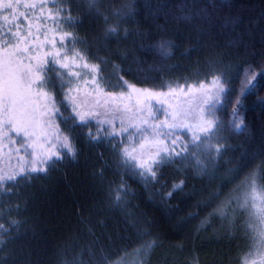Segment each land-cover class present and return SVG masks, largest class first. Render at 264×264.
Instances as JSON below:
<instances>
[{
	"label": "trees",
	"instance_id": "16d2710c",
	"mask_svg": "<svg viewBox=\"0 0 264 264\" xmlns=\"http://www.w3.org/2000/svg\"><path fill=\"white\" fill-rule=\"evenodd\" d=\"M128 5L129 0H97L94 6L88 0H69L66 15L79 22L63 31L83 41L75 47L89 54L90 63H100L97 57L108 61L104 75L114 83L115 76H122L137 88L166 91L169 83L210 80L226 70L235 91L217 116L222 120L219 143L229 145V150L218 160L214 178L197 176L196 158L190 156L163 165L159 181L146 184L118 167L122 162L111 143L89 144L80 138L75 159H64L46 175L21 181L13 195L0 197V225L10 229L0 237L4 240L0 264H103L101 256L113 264L125 251L131 253L152 240L155 246L141 257L143 264H241L240 257L252 244V238L241 237L240 229L238 239L228 237L229 230L213 231L222 223L210 213L238 190L247 175L264 172V104L258 102L264 97V79L255 94L243 98L244 131L235 132L228 124L244 69L251 66L255 73L264 68V0H131L130 18L113 15ZM110 27H118L119 35L105 39ZM164 41L170 42L168 57L141 51V45ZM189 49L193 50L184 54ZM173 99L176 105L185 104L182 97ZM91 131H96L94 124ZM188 139L184 137L185 142ZM197 155L207 163L203 152ZM232 168L237 171L230 173ZM225 177L230 182H224ZM121 179L129 195L115 206L114 189ZM182 180V190L163 199ZM214 193L218 197L213 198ZM127 220L135 227L129 228ZM11 221L18 223L12 226ZM143 231L148 235L140 238Z\"/></svg>",
	"mask_w": 264,
	"mask_h": 264
},
{
	"label": "snow or ice",
	"instance_id": "6c2138e0",
	"mask_svg": "<svg viewBox=\"0 0 264 264\" xmlns=\"http://www.w3.org/2000/svg\"><path fill=\"white\" fill-rule=\"evenodd\" d=\"M68 2L0 0V197L13 195L21 181L46 175L64 159H75L76 141L80 138L89 144L111 143L112 151L122 162L118 167L146 184L158 182L162 165L188 159L192 149L203 152L207 159V163L196 161V175L214 178L218 160L230 147L219 143V139H223L218 136L222 120L217 116V112L226 109L231 102L229 93L235 91L228 72L222 70L210 80L205 77L192 83L187 80L184 84L169 83L166 91L137 88L122 76H115V72L114 83L112 78L104 75L103 65L108 61L97 57L100 63H90L89 54L75 47L83 41L74 33L63 31L79 22L66 15L70 12L66 7ZM88 2L94 6L97 0ZM133 13L129 0L123 11L115 10L113 15L125 20ZM118 35V27H110L105 39ZM127 35L126 30L124 38ZM169 44L164 41L160 45H141V51H155L168 57L171 55ZM113 67L121 71L117 66ZM249 73H252L251 78ZM262 79L264 68L255 73L251 66L244 69V79L240 81L229 114L228 124L233 131H244L246 125L240 115L243 98L255 94ZM177 96L183 98L186 107L185 104L169 103ZM258 102L264 104V97H258ZM93 124L95 133L91 131ZM84 128L89 131L75 132ZM188 134L190 139L185 142L184 137ZM214 139L217 140L215 146L211 142ZM261 164L264 166V161ZM236 171L229 169L230 173ZM224 182H230L229 178L225 177ZM183 186V180L173 184L163 199H170ZM248 187L251 191L245 194L242 203L236 198L237 208L233 209L234 212L249 213L247 229L252 233L249 251L240 260L241 264H264V228L256 223L259 220L264 224V188L257 185L255 173ZM114 191V204L120 206L129 195L123 179ZM218 195L214 193L212 197ZM231 202L232 198L210 215L227 218ZM127 215L131 216V213ZM17 223L10 222L12 226ZM126 223L129 228L135 227L134 221L127 220ZM9 230L0 225V237ZM147 235V231L139 233L140 238ZM155 243L154 240L146 241L131 253L125 251L124 256L113 264H124L129 257H132L130 264H143L141 257L146 256ZM3 244L4 240L0 238V245ZM107 259L101 256L103 264H107Z\"/></svg>",
	"mask_w": 264,
	"mask_h": 264
},
{
	"label": "rangeland",
	"instance_id": "374dc122",
	"mask_svg": "<svg viewBox=\"0 0 264 264\" xmlns=\"http://www.w3.org/2000/svg\"><path fill=\"white\" fill-rule=\"evenodd\" d=\"M172 102L175 103L176 105V100L172 99L170 100ZM173 103V104H174ZM172 104V103H171ZM161 119H163V116L160 117ZM185 138H190V134H188L187 136H185ZM213 146H215L217 144V140H212L211 141ZM191 158H196L194 161L196 162L199 159V155H197L196 152H192V155H190ZM163 167V165L161 166V168ZM159 169L158 172V177H160L161 173H162V169ZM263 171L259 170L258 172H255L256 175V183L258 186H260V188H264V184L262 181V178L264 177L263 175ZM254 173H252L251 175H247L241 185L239 186L238 190L235 193H232L230 196L221 200V203L224 202V204L229 202V199L232 198V202H231V207H229L228 209V215L227 218H222L220 215H215V217H217V219L219 218L220 222L222 223V225L220 227H214L213 231H215L216 233H220V232H225L227 233V230H229V232L227 233V236L229 237H235V238H239V232H237L240 229V235L241 237H243L245 239V241L248 240V238H252V233L247 229V225L249 223V213L248 212H244L243 210H239V211H233V209L237 208V204L235 202L236 198H239L240 202L242 203L244 200V196L246 193L250 192L251 189L248 187V183L251 182V178L252 175ZM246 180L248 181V183H246ZM159 181V179H158ZM157 183V182H156ZM259 191V189H258ZM234 223V224H233ZM256 223L258 224V226L260 228H264V224H261L259 220L256 221ZM238 224V226H237ZM246 244V243H244ZM248 248H250V245H248ZM249 251V249H247L245 252ZM244 254V253H243ZM242 254V255H243ZM131 261V259L127 260V264H130L129 262Z\"/></svg>",
	"mask_w": 264,
	"mask_h": 264
}]
</instances>
